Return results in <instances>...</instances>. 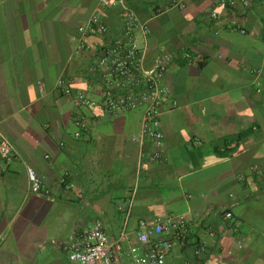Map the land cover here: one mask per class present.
Instances as JSON below:
<instances>
[{
  "label": "crops",
  "instance_id": "0c3cea01",
  "mask_svg": "<svg viewBox=\"0 0 264 264\" xmlns=\"http://www.w3.org/2000/svg\"><path fill=\"white\" fill-rule=\"evenodd\" d=\"M122 4L150 25L146 67L167 66L158 162L141 137L143 109H104V39L78 51L79 28L97 12L120 33ZM263 38L264 0H0V144L15 149L10 162L0 154V264H72L65 244L96 220L121 246L117 264H131L140 223L170 216L189 219L191 232L166 264H264ZM78 92L98 106H79ZM79 115L90 125L80 139ZM28 167L48 195L31 193Z\"/></svg>",
  "mask_w": 264,
  "mask_h": 264
},
{
  "label": "built area",
  "instance_id": "2783aa9c",
  "mask_svg": "<svg viewBox=\"0 0 264 264\" xmlns=\"http://www.w3.org/2000/svg\"><path fill=\"white\" fill-rule=\"evenodd\" d=\"M186 2L187 0H174V7L184 8ZM255 2L256 0H221L222 4L232 8L238 5L248 8ZM122 5L125 16L120 33H113L102 13L97 12L87 25L79 28L78 51L91 50L87 41L89 37L97 36L104 39L97 63L99 79L106 95L104 109L107 114L113 116L143 109L141 137L153 143L154 151L148 158L152 162H158L164 155L162 107L169 97V90L164 83L167 66L163 60H159L155 66L146 67L150 25L148 22H143L128 5ZM212 18H218V14L212 13ZM234 28L243 35L247 34L239 24H235ZM58 88L66 96L74 94L72 82L65 78L59 79ZM75 99L77 104L84 108L98 106L83 92L76 93ZM174 107H177V104H174ZM75 124L77 126L75 137L80 139L90 129L88 119L84 115H79ZM134 139L137 140L136 137ZM0 154L10 162L15 157V149L8 142H2ZM27 172L31 193L48 195L49 191L45 189L44 179L31 167L27 168ZM61 183L67 188L75 187L67 177H64ZM225 218L232 219L233 214L228 212ZM190 232L191 221L185 216L158 217L152 223L142 221L137 234L139 246L133 247L130 252L131 264H166L167 257L175 244L185 240ZM65 249L72 264H117L116 252L121 250V246L110 241L103 222L96 220L89 229L67 242ZM206 251V246L198 247L195 256L199 259Z\"/></svg>",
  "mask_w": 264,
  "mask_h": 264
}]
</instances>
